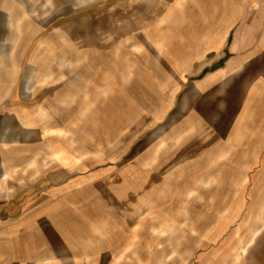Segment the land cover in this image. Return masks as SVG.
<instances>
[{"label": "rangeland", "instance_id": "obj_1", "mask_svg": "<svg viewBox=\"0 0 264 264\" xmlns=\"http://www.w3.org/2000/svg\"><path fill=\"white\" fill-rule=\"evenodd\" d=\"M126 2L62 6L46 25L61 38L26 56L17 90H36L69 155L89 160V222L110 224L122 264H264V160L246 164L257 153L245 136L263 88L230 95L235 108L208 101L200 72L183 69L194 56L151 45L136 22L149 0Z\"/></svg>", "mask_w": 264, "mask_h": 264}, {"label": "crops", "instance_id": "obj_2", "mask_svg": "<svg viewBox=\"0 0 264 264\" xmlns=\"http://www.w3.org/2000/svg\"><path fill=\"white\" fill-rule=\"evenodd\" d=\"M105 1L0 0V264L123 262L118 239L106 231L110 224L89 222V160L69 155L72 144L61 141L34 105L36 90H17L26 56L46 39L61 38L46 25L56 27L62 6L77 10ZM133 7L141 13L136 22L149 23L151 45L194 56L183 69L200 72L196 88L208 101L220 96L235 108L230 95L240 99L258 87L264 94V0H149L148 7ZM21 86L30 89L28 80ZM248 135L257 155L246 164L253 165L264 160V114Z\"/></svg>", "mask_w": 264, "mask_h": 264}]
</instances>
